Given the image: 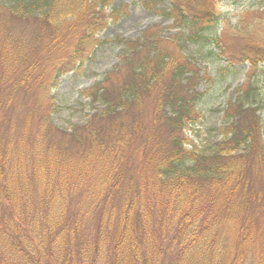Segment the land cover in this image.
<instances>
[{"label": "trees", "instance_id": "trees-1", "mask_svg": "<svg viewBox=\"0 0 264 264\" xmlns=\"http://www.w3.org/2000/svg\"><path fill=\"white\" fill-rule=\"evenodd\" d=\"M159 2L144 4L161 8ZM221 2L171 0L161 10L174 31L153 26L137 38L116 39L119 64L83 91L103 105L87 125L68 131L50 114L28 111L19 135V117L12 116L11 94H5L0 100V264H244L252 253L257 264H264L263 251L255 254L249 241H241L242 232L231 247L216 242L221 226L232 233L233 220L259 198L247 194L246 174L253 161L264 165L259 114L264 91L248 79L241 94L228 101L221 138L212 150H199L186 133L202 116L196 89L200 71L187 54L190 45L212 47L255 70L264 65V40L249 34L242 22L234 25L238 41L225 40ZM123 14L114 0H0L2 78L16 90H29L34 81L48 86L39 79L44 69L55 81L82 69L105 43L101 33ZM16 22L31 25L32 37H19ZM152 93L149 130L140 117L126 122L124 115L141 111ZM47 94L37 110L45 104L53 109V96ZM33 121L38 122L34 137L29 133ZM132 144V154L141 156L130 169L123 157ZM76 195L104 219L94 233L85 214L76 216L69 207ZM110 203L117 204L118 215L105 209ZM111 230L115 240L106 241Z\"/></svg>", "mask_w": 264, "mask_h": 264}, {"label": "rangeland", "instance_id": "rangeland-1", "mask_svg": "<svg viewBox=\"0 0 264 264\" xmlns=\"http://www.w3.org/2000/svg\"><path fill=\"white\" fill-rule=\"evenodd\" d=\"M145 1L149 0H114V5L117 7L123 6L124 14L120 20L116 23H111L101 33L100 38L105 40V43L95 49V52L83 65L82 69L69 72L61 76L57 81L52 79L53 75L51 71L44 69L46 74H43V77L39 79L49 83L48 86L42 87L40 82L36 83L34 81L31 84L32 88L29 90L25 86L16 90L13 86L11 87L12 81L10 79L2 78L3 70L0 63V100L5 98V94H11L8 101L11 102V114L14 118L19 117L16 133H19V135H21L20 133H24L26 128L22 120H24L25 114L28 111L33 112L32 114L37 113L38 115H40L39 111L40 113L44 111L50 114L51 120L56 125L68 131H72L74 125L88 124L94 112L99 108H103V105L100 102L92 103L91 98L83 96V91L92 88L107 72L112 71L119 64L120 57L118 55L116 39L137 38L144 30L153 26L172 29L173 31L175 29L172 20L167 18L161 10L169 7L171 0H159L160 2L157 5L161 8L157 7L156 3H150L149 6H145ZM263 3L264 1L262 0H222L219 4L220 13L223 14L221 25L225 28L224 35L228 43L238 41V37L234 32V25L240 22L247 27L249 34H253L264 40ZM14 27V31L19 37H32L33 27L31 25L16 22ZM28 40L30 41V39ZM57 49L61 51L63 47L60 46ZM187 50V54L193 56L200 71V74H198L200 80L196 89L201 93L200 98L197 100V107L201 111L202 116L193 124V127L186 130V133L198 146L199 150L209 151L212 150L215 142L221 138L220 128L224 124L225 108L228 101L231 99L235 100L241 94L243 84L250 79L254 85L262 89H260L261 92L264 91V71L262 70L264 65L260 69L255 70L248 61H235L232 63V60H228L227 56H219V51L214 50L212 47L190 45ZM114 79L118 80L119 77L114 76ZM3 82L4 85L2 84ZM43 90H48L47 93L49 92L53 96L52 101L55 103L53 109L45 104L41 110H37V105L42 100V95L45 97L47 94L43 93ZM254 98L256 99V97ZM257 99L259 100V97ZM154 104V94L152 93L150 98L146 97L142 101L140 105L142 107L141 111L132 109L124 115L126 116V122L132 121L134 117H140L145 122V130L148 131ZM259 114L262 116L264 123V107L260 109ZM37 124L38 122L33 121L29 129L32 137L38 134ZM53 138L55 142L61 140L60 136H53ZM135 142L139 144V138ZM46 145L47 143L42 142V146ZM133 151L134 144L125 149L126 157H123V162L130 169L136 168L141 156L139 153L133 155ZM133 162L135 163L134 166L132 165ZM256 163L257 161H253L250 164L252 167L246 176L249 177V184L251 186V190L247 191V194L259 197L258 200L255 203L250 202L251 205L245 207L244 213L233 220L236 227L233 228L232 233L225 232L224 229L226 227L224 225L221 226L223 234H218L219 240L216 242L224 248L231 247L233 246V241H237L238 232H242L244 239L241 237V241H249L253 252L259 256V252L261 253V251L264 254V165ZM254 164H256V170L253 166ZM130 169L126 172L127 176L133 175V171L130 172ZM63 171L72 175L76 173L72 168H67V166L65 168L63 166ZM139 177L135 176V178ZM93 195L92 197L96 196ZM85 200H80V196L76 195L73 197L69 207L76 216L78 214H85L87 228L94 233V231H97L99 224L103 223L104 219L99 217L97 212L89 210ZM113 203L108 204L105 209L111 211L113 208L115 215L116 210L114 207L117 204L113 206ZM86 211L93 212L85 213ZM112 225L114 229L115 227L118 229V220L112 221ZM115 235L114 230L109 231L108 237H105L107 238L106 241H114ZM104 249L101 252H104ZM225 251L227 250L225 249ZM227 255H230L229 251ZM244 264H257L253 253L248 256Z\"/></svg>", "mask_w": 264, "mask_h": 264}]
</instances>
